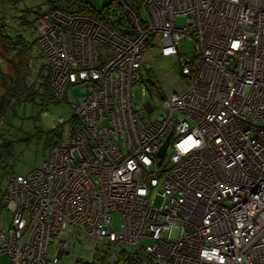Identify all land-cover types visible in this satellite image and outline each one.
Returning <instances> with one entry per match:
<instances>
[{"label":"built area","instance_id":"2783aa9c","mask_svg":"<svg viewBox=\"0 0 264 264\" xmlns=\"http://www.w3.org/2000/svg\"><path fill=\"white\" fill-rule=\"evenodd\" d=\"M111 1L128 31L43 15L55 94L90 90L58 119L49 159L9 177L0 254L9 264H264V0H142L139 14ZM151 39L180 70L162 72L158 115L133 94Z\"/></svg>","mask_w":264,"mask_h":264},{"label":"trees","instance_id":"16d2710c","mask_svg":"<svg viewBox=\"0 0 264 264\" xmlns=\"http://www.w3.org/2000/svg\"><path fill=\"white\" fill-rule=\"evenodd\" d=\"M24 1L0 0V58L4 64L0 76L5 88L0 96V162L5 165L11 164L13 142L19 138L20 131L24 132L21 124L30 118L38 120L62 101L51 86L50 62L38 42L43 15L52 9H62L68 14H89L118 32L128 31L121 13L112 10L111 0L102 7L89 0H42L29 6ZM130 1L139 14L142 0ZM144 70L153 74L149 68ZM61 130L58 124L53 129L39 131L44 133L50 146H54ZM5 190L0 183V213L5 208L2 204ZM2 220L0 214V226Z\"/></svg>","mask_w":264,"mask_h":264},{"label":"rangeland","instance_id":"374dc122","mask_svg":"<svg viewBox=\"0 0 264 264\" xmlns=\"http://www.w3.org/2000/svg\"><path fill=\"white\" fill-rule=\"evenodd\" d=\"M42 0H25L24 4L36 5V3H40ZM96 4L99 7H102L104 4L109 2L110 0H89ZM44 8V6H42ZM142 16L146 17L147 13L142 10ZM177 22L180 25L185 24V17H178ZM43 25V22L42 24ZM180 51L184 55L191 56L194 51V43L192 40H183L181 41ZM149 48L144 53L143 58V81L138 85H135L133 88L134 100L136 102H146L147 100H152L153 104L158 108L153 114H165L162 104H161V95L164 93L163 83L161 81L162 72H178L180 70L175 65V58H164L160 55L159 46H157V42H153L152 40L148 43ZM1 57V50H0ZM174 66V67H173ZM144 68H149L153 70V74L147 73ZM4 69L3 61L0 58V70ZM6 69V68H5ZM88 84V83H87ZM142 87H147L148 92H146V96L142 95ZM3 84L1 82L0 76V96L4 93ZM90 90V84L87 87H82L80 84H69L64 92L61 95L62 101L59 104L53 105L49 111L44 112L38 120H26L25 124H21L23 126L24 132L20 131L19 138L14 140L13 142V154L11 159V164L5 165V163L0 162V183H2L5 188L7 187L9 177L12 175H18L20 173H27L32 170V168L42 166L43 162L49 159V155L51 149L54 146H50L47 142L44 133H40L39 130H49L53 129V127H57L59 124V118H68L73 114L72 104L76 101V99L82 97V95L86 94L87 91ZM152 116V115H151ZM59 141V140H58ZM58 143V142H57ZM55 143V145L57 144ZM172 146H169L167 149L168 154L172 151ZM5 165V166H3ZM5 207V206H4ZM2 223L1 225L7 226L10 222V216H8L6 208L1 210ZM112 229L119 230L121 228V214L116 212L112 215ZM142 243L148 244L149 240L143 239ZM74 251V250H72ZM69 256V255H67ZM72 256L60 260L59 264H73ZM0 261L2 264H9V256L7 253L0 254ZM53 264V263H50ZM84 264V263H78Z\"/></svg>","mask_w":264,"mask_h":264},{"label":"water","instance_id":"95a60500","mask_svg":"<svg viewBox=\"0 0 264 264\" xmlns=\"http://www.w3.org/2000/svg\"><path fill=\"white\" fill-rule=\"evenodd\" d=\"M170 142V135L166 138V141L160 146L159 152H158V156L160 158L159 163L162 161V159L164 158L165 154H166V150L167 147L169 145Z\"/></svg>","mask_w":264,"mask_h":264}]
</instances>
